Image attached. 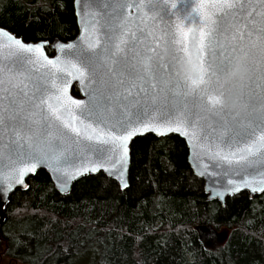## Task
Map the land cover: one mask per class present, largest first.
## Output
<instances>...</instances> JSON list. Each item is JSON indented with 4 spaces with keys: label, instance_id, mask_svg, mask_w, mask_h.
<instances>
[{
    "label": "snow or ice",
    "instance_id": "1",
    "mask_svg": "<svg viewBox=\"0 0 264 264\" xmlns=\"http://www.w3.org/2000/svg\"><path fill=\"white\" fill-rule=\"evenodd\" d=\"M82 2L92 9L97 0ZM165 3L166 0H125L123 4H103L104 9L111 7L112 12L117 13L115 23L111 13L96 9V42L88 46L91 55L81 57L76 63L48 59L42 45H25L7 32L0 31V36H5L18 54H32L28 59L34 65H43L59 73L63 65L71 63L73 72L68 75L79 79L81 84L97 85L92 93L94 106L88 107L66 95L70 86L67 76L50 74L51 88L33 86L29 91L31 76L0 59V126H6L7 120L14 130L18 126L28 129L26 135L15 131L16 139L9 142V160L13 165L10 171L16 183L23 184L25 175L35 173L38 166H49L53 171H59L67 164L69 151H72L73 159H78L76 151L67 146L69 143L79 145L86 141L88 145H106L108 149L105 150L119 153L117 162L124 164L128 142L136 135L154 131L157 135L177 132L190 139L199 136L201 142L206 140L209 143L210 154L216 159L229 166H241L245 173V178L241 179L242 186L250 187L253 192H264V123L248 130L241 127L243 119L236 117L231 130L226 128L225 135L217 138L208 135L198 116L193 120L186 112L174 116L170 111L161 110L159 120L147 119L151 112L157 111L156 101L161 94L166 100L183 96L186 106L191 98L194 109L207 107L208 119L213 120L215 132V125L219 123L216 118L225 115L221 106L223 81L237 55L244 58L249 72L242 85L241 101L245 109L253 112L258 103L261 113H264V0H196L193 11L199 17V26L192 28L176 24L177 30L171 40L175 51L170 61L160 55V41L165 47L168 45L170 29L161 27L157 34V17H148L147 12H141L143 6L154 11L155 7ZM133 8L138 15L130 19L124 13ZM109 32L115 35H109ZM101 34L108 37L103 47ZM149 38L153 44L147 43ZM113 39L116 40L114 44ZM142 44L143 50L140 48ZM109 46L114 50L109 51ZM72 47L67 45L68 49ZM19 59L23 61L24 57L20 55ZM181 60L199 66L201 73L197 80L189 82L176 78L175 65ZM21 96L23 101L19 99ZM26 105H30V109ZM75 109L81 110L79 120L75 115L66 120L62 118L64 112ZM104 113H111V119L101 118ZM227 123L225 120L224 124ZM33 125L40 126L38 133L32 131ZM257 127L259 135L256 134ZM51 128L56 129L55 133L48 131ZM213 144L216 145L214 151L211 150ZM2 160L0 156V162ZM102 166V163H93V166L81 163L77 174L97 171ZM249 169L254 171L249 172ZM228 183L233 185L234 182L230 179ZM11 187L9 184L7 190L10 191ZM233 190L239 191L240 186H234ZM2 198L3 190L0 189V202Z\"/></svg>",
    "mask_w": 264,
    "mask_h": 264
},
{
    "label": "trees",
    "instance_id": "2",
    "mask_svg": "<svg viewBox=\"0 0 264 264\" xmlns=\"http://www.w3.org/2000/svg\"><path fill=\"white\" fill-rule=\"evenodd\" d=\"M0 28L26 43L70 41L74 0H0ZM128 183L122 191L99 173L61 195L37 172L1 209L0 264H264V193L209 201L179 137L135 139ZM203 225L224 243L204 245Z\"/></svg>",
    "mask_w": 264,
    "mask_h": 264
},
{
    "label": "water",
    "instance_id": "3",
    "mask_svg": "<svg viewBox=\"0 0 264 264\" xmlns=\"http://www.w3.org/2000/svg\"><path fill=\"white\" fill-rule=\"evenodd\" d=\"M123 4L125 0H97V3L93 6L92 9L89 6L82 2V0H74V12L76 17L77 24V35L74 39L63 42L59 39H54L52 42H38V43H26L21 38H18L11 34L9 31L0 28V31L7 32L12 35L14 38L21 40L25 45L28 46H43L44 56L48 59L57 60V61H69L71 63H76L81 57L89 56L91 53L88 51V46L90 43L96 42L97 32L94 30V23L97 19L95 15L96 9L101 11H105L111 13L114 17L113 23H115V18L117 13L112 12V8L109 7L107 9L103 8V4L114 5V4ZM175 3V7H172V4ZM196 6V0H166L164 5H160L154 8V11H148L147 6H143L141 8V12H147L148 17L156 16V33H159L161 27L169 28L168 38L169 43L165 47L164 42L160 41L161 49L160 55L164 60H169L172 57L175 49L172 47L171 40L172 34L176 32V24L180 23L181 25H185L186 27H198L199 17L193 11ZM125 15H129V18H134L138 15L135 8L130 10H125ZM105 18L101 19V23L104 22ZM147 19V17H146ZM151 23L150 20H148ZM139 23V20L136 21ZM135 27V25H132ZM118 31V30H117ZM109 35L114 36L115 34L109 32ZM108 37L101 34V46L103 47L107 42ZM116 42L115 39L112 40V44ZM148 44H153L154 42L149 38L147 41ZM67 45H72V49H68ZM50 49L52 51V55H49L46 52V49ZM64 49L61 51V49ZM141 50L144 49V45H140ZM114 50L111 46H109V51ZM22 55L24 60L21 61L19 56ZM32 54H18L15 46L11 45V42L5 36H0V59L4 61L6 65L14 64L15 67L21 72L31 76L32 84L29 87V91H31L33 86L36 87H46L51 88L52 80L50 78V74H54L58 77L67 76L69 87L67 88L66 95L73 100H76L81 105H86L88 107L94 106L93 99V89L97 87V85L93 84H81L79 79L74 78L69 73L73 72L71 67V63L62 66V70L59 73H56L54 69L46 68L43 65H34L28 57H31ZM103 71V70H101ZM5 81H7L8 77L5 75ZM7 86V85H6ZM76 87L81 96L76 97L73 95V88ZM99 95V93H97ZM20 100H24V97H20ZM247 99V98H246ZM199 103V102H195ZM5 105H7V101H5ZM72 108L73 106H69ZM26 108L30 109V105H26ZM157 111L151 112L147 119H155L159 120L161 115V110L170 111L174 116H180L182 112H186L191 115L193 120L199 117L201 124L205 127L209 136H215L217 138L225 135V129L228 131L231 130V126L235 124V118L232 113L224 110L225 115L223 117H217L219 123L215 125V132H213L212 125L213 120L208 119V109L206 106H202L194 109V101L189 98L187 101V106L185 102V98L183 96H177L172 99H165L164 95L161 94L160 97L156 101ZM80 109H75L71 112H64L63 119H68L70 115H75L77 120L80 119L78 113ZM135 111V109H133ZM220 111L219 109L217 110ZM111 113L102 114L101 118L111 119ZM243 119V123L241 125L242 128H246L251 130L253 126H258L261 123H264V113H261L259 109V104L256 105V111H251L250 109H245V112L239 116ZM39 119V116L36 117ZM227 120V125L224 124V121ZM251 122V123H250ZM6 126H0V156L3 157L2 162H0V179L3 180V184L0 185V189L3 190V198L2 202H0V213L1 209L7 205L9 198L12 193L15 191H25L28 188L27 181L32 178L37 172L44 171L51 179V182L56 191H58L61 195H65L69 193L72 185L78 181L79 179L96 174H103L107 178L116 182V184L120 187L122 191L128 188V176H129V168H130V145L131 143L137 139L147 135H152L156 138H166L169 136L179 137L187 146L188 149V162L194 172V174L204 181L205 192L208 195L209 201H219L221 205H225L226 199L229 197H233L240 193H248L250 197L254 195H259L264 192L255 191L253 192L250 187H244L241 184V179L245 178V173L242 170L240 165H232L229 166L222 161H219L214 156L210 154V145L205 140L201 142L199 136L194 138H188L183 135H180L177 132H167L164 135H157L154 131H146L143 135L134 136L127 144V156L126 163L119 164L117 162V158L119 153H113L108 149V146L101 144H91L88 145L86 141L77 145L74 143H69L67 146L70 149H74L77 153L78 159H73L72 151L68 152L69 160L66 165L62 166L59 171H53L49 166H38L35 173H28L24 177V183L19 184L15 182L14 174L10 171V168L13 167L9 160L10 148L9 142L11 140H15V131H20L22 135H26L28 133V129L22 126H18L15 130L12 127V123L6 120ZM59 123V122H55ZM32 131L34 133H38L40 131L39 125H33ZM55 133L56 129L51 128L48 129ZM199 132V130H197ZM257 135H259V129L257 127ZM216 145L213 144L211 146V150L214 151ZM103 150V151H102ZM102 156V160H99L98 157ZM85 157H87L85 159ZM99 164L102 163L103 166L99 167L97 171H88L83 172L82 174H77V171L81 167V163L86 166H93V163ZM253 169H249V172H253ZM74 177V178H72ZM232 180L234 183L230 185L228 183L229 180ZM11 184V190H7V186ZM240 186L239 191H234V186ZM219 193V195H218ZM197 232L199 240L204 243V245H209L211 241H217L220 244L225 241V232L224 231H216L211 226H198L195 228Z\"/></svg>",
    "mask_w": 264,
    "mask_h": 264
},
{
    "label": "clouds",
    "instance_id": "4",
    "mask_svg": "<svg viewBox=\"0 0 264 264\" xmlns=\"http://www.w3.org/2000/svg\"><path fill=\"white\" fill-rule=\"evenodd\" d=\"M174 70L177 79L189 82L197 80L201 73L198 65L185 60L178 61ZM248 76L244 58L240 55L235 56L223 81L224 95L221 100L223 109L232 113L234 117H239L245 112L241 97L244 92L242 85Z\"/></svg>",
    "mask_w": 264,
    "mask_h": 264
},
{
    "label": "rangeland",
    "instance_id": "5",
    "mask_svg": "<svg viewBox=\"0 0 264 264\" xmlns=\"http://www.w3.org/2000/svg\"><path fill=\"white\" fill-rule=\"evenodd\" d=\"M215 244H217V241H211L210 244L206 246L210 247V246H214ZM2 264H19V263L12 261V260H2Z\"/></svg>",
    "mask_w": 264,
    "mask_h": 264
}]
</instances>
